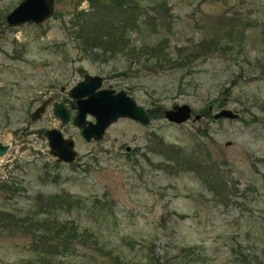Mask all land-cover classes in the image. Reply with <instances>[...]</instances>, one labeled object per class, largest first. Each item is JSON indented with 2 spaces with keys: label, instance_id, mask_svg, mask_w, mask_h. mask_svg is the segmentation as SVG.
I'll use <instances>...</instances> for the list:
<instances>
[{
  "label": "rangeland",
  "instance_id": "obj_1",
  "mask_svg": "<svg viewBox=\"0 0 264 264\" xmlns=\"http://www.w3.org/2000/svg\"><path fill=\"white\" fill-rule=\"evenodd\" d=\"M19 1L0 0V140L9 143L0 156V207L25 216L37 194L70 192L79 204L58 211L60 217L93 235L47 257L34 252L30 233L11 232L15 227L0 222V259L7 264H155V259L264 264V0H165L168 11H161L164 26L158 35L169 38L171 55L179 46L190 53L201 41L219 40L217 49L200 47L182 69L128 68L123 53L85 49L75 22L79 10L90 11L88 0H55L53 14L42 23L9 26L4 15ZM149 30L130 36L138 43L152 38ZM85 72L100 74L101 87L125 89L147 110L187 102L201 111L222 97L221 107L240 117L213 121L209 112L182 123L160 116L145 124L119 117L101 139L86 140L71 120L69 94ZM46 99L44 111L32 119ZM53 101L71 109L65 124L53 114ZM49 127L74 139L73 163L58 162L49 153L43 134ZM160 140L188 152L202 142L221 180L211 177V182L205 166L165 169ZM6 181L17 190L4 191ZM192 246L195 251L186 253Z\"/></svg>",
  "mask_w": 264,
  "mask_h": 264
},
{
  "label": "trees",
  "instance_id": "obj_2",
  "mask_svg": "<svg viewBox=\"0 0 264 264\" xmlns=\"http://www.w3.org/2000/svg\"><path fill=\"white\" fill-rule=\"evenodd\" d=\"M88 2L90 11L79 10L77 13L78 20L75 22L77 37L83 41L87 50L97 46L102 48L104 53L108 51L123 53L129 59L128 68L143 65L159 69L166 66L182 69L184 62L186 60L189 62L190 58L196 56L200 47L217 49L219 46V40H205L195 44V50H189L190 53L186 52L188 47L179 46L177 55H171L169 38L158 35L160 34L159 27L164 26L159 19L162 16L161 11H168L165 0L161 3L150 1L147 5H143L140 0H88ZM148 26H150L149 31L152 38L141 40L138 43L134 42L130 31L144 32ZM170 27L169 24L168 28ZM223 104L222 97L212 101V105L217 107ZM207 106L201 109L205 115L209 113ZM164 108L162 105H156L148 109V112L151 117H160L163 116ZM203 132L206 133L205 130ZM159 144L161 146L159 153L165 156L162 162V167L165 169L167 167L175 169L174 166L177 165L176 171L180 168L193 171L205 166L210 170L207 171V176H210L211 182H213L211 177L214 181L221 180L218 165L209 163L211 159L207 158L208 152L202 142L193 145L189 152L182 146L166 144L163 140H160ZM1 186L6 192L17 190L7 181L2 182ZM33 199V204L28 208L25 216H21L20 212L10 208L0 207V222L5 227H15L10 230L11 232L30 233L31 243L37 254L48 257L57 252L66 253L72 245L85 244L92 237V233L85 228H80L73 219L61 218L59 215L58 211L68 210L79 204V198H75L70 192H56L47 195L39 193ZM185 249L183 247L182 252ZM188 250L190 251L186 253L189 254L195 251L193 246ZM0 264L7 263L0 259ZM155 264L162 263L155 259ZM246 264H248L247 261Z\"/></svg>",
  "mask_w": 264,
  "mask_h": 264
},
{
  "label": "water",
  "instance_id": "obj_3",
  "mask_svg": "<svg viewBox=\"0 0 264 264\" xmlns=\"http://www.w3.org/2000/svg\"><path fill=\"white\" fill-rule=\"evenodd\" d=\"M55 10V0H20L18 4L4 15L9 26L25 22L40 24L49 18ZM103 77L100 74L85 72L81 80L69 89L70 96L74 99L71 107L75 109L72 122L80 128L81 135L86 140L101 139L106 128L119 117H129L141 123H148L151 116L143 105L136 102L135 98L123 88L115 90L111 87H101ZM47 99L43 100L31 114L36 119L44 111ZM212 120L218 118L237 119L240 113L230 107L215 109L208 104ZM52 112L62 124L70 118L69 108L63 102L53 101ZM88 115L92 118H89ZM205 113L194 109L189 103H175L165 107L163 117L174 123H182L192 117L197 120ZM47 139L49 153L58 162L73 163L78 151L75 141L71 136H66L61 129L49 127L43 130ZM9 143L0 140V156L7 153ZM129 149V147H127Z\"/></svg>",
  "mask_w": 264,
  "mask_h": 264
},
{
  "label": "flooded vegetation",
  "instance_id": "obj_4",
  "mask_svg": "<svg viewBox=\"0 0 264 264\" xmlns=\"http://www.w3.org/2000/svg\"><path fill=\"white\" fill-rule=\"evenodd\" d=\"M73 101H74V99H73ZM71 106V105H70ZM69 108V107H68ZM72 108V107H71ZM73 109V108H72ZM71 109L69 108V111H70ZM73 110H75V109H73Z\"/></svg>",
  "mask_w": 264,
  "mask_h": 264
}]
</instances>
